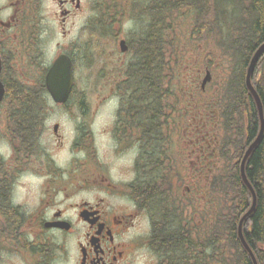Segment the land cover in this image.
Here are the masks:
<instances>
[{
	"label": "flooded vegetation",
	"instance_id": "af4514ba",
	"mask_svg": "<svg viewBox=\"0 0 264 264\" xmlns=\"http://www.w3.org/2000/svg\"><path fill=\"white\" fill-rule=\"evenodd\" d=\"M182 19L169 18L168 0H0V79L16 76L34 91L41 82L46 103L30 136L11 133L0 103V264H174L184 251L197 255L198 221L214 224V202L204 213L197 204L216 167L221 120L202 78L227 75L241 58L245 74L252 54L241 43L231 58L228 36L216 46L194 23L187 41L198 47L169 59ZM55 32L69 41L56 42L53 57L66 53L74 66L64 103L46 92L40 69ZM75 46L95 54L91 86ZM212 48L228 56L227 72Z\"/></svg>",
	"mask_w": 264,
	"mask_h": 264
},
{
	"label": "trees",
	"instance_id": "16d2710c",
	"mask_svg": "<svg viewBox=\"0 0 264 264\" xmlns=\"http://www.w3.org/2000/svg\"><path fill=\"white\" fill-rule=\"evenodd\" d=\"M179 12L184 19L192 13V20L204 27L206 36L212 32L209 37L214 39L216 46H220L217 34L222 32L230 38L233 49L240 48L243 43L251 47V54L264 41V0H168L169 18ZM233 21H240L245 26L237 29L231 25ZM192 35L195 39L199 37L197 33ZM202 39L197 41L201 42ZM234 39L238 40L237 44ZM176 47L175 44L168 45L169 59L171 55H178ZM245 51L248 57L249 50ZM150 54L157 55L153 46ZM241 59L231 68L218 101L221 116L218 145L220 165L209 188L215 203L214 225L204 236L201 234L197 255L184 251L180 260L174 264H253L237 234L238 222L250 207L252 199L241 179L239 164L257 134L259 120L255 103L245 87L244 64ZM251 81L260 93L264 108L261 88H264V75L257 78L253 73ZM39 83H36L39 90L34 91L31 87L22 90L16 76L8 75L5 78L3 115L10 118L7 125L13 135L18 136L21 132L25 135L29 133L30 136L28 127L35 120L41 126L46 104L42 95L44 88L41 89ZM21 118L24 120L21 121ZM245 168L256 193V206L253 213L244 219L242 232L257 263L264 264V137L252 150ZM208 246L210 250L206 251Z\"/></svg>",
	"mask_w": 264,
	"mask_h": 264
},
{
	"label": "water",
	"instance_id": "95a60500",
	"mask_svg": "<svg viewBox=\"0 0 264 264\" xmlns=\"http://www.w3.org/2000/svg\"><path fill=\"white\" fill-rule=\"evenodd\" d=\"M263 49H264V43H262L257 48L255 53L253 54V56L250 60L249 66L247 68V73H246V78H245L246 87L249 90V92L251 93V95L255 101L256 107H257L259 121H260V129H259V133H258L257 137L249 145V147L245 151V153L242 157V160L240 162V175H241L243 183L247 186V188L249 189V191L251 193L252 203H251V206L249 207V209L242 215V217L239 220L237 234H238V237H239L242 245L244 246V248L247 250L248 254L250 255L253 264H258V263L256 261V258L254 256L252 250L247 245V243L244 239V235L242 233L241 227H242L243 220L253 212L255 204H256L255 192H254L250 182L248 181L246 173H245V163H246V160H247L248 156L250 155L252 149L260 140V137L262 136V132H263V128H264V116H263L262 103H261V100L259 98L258 93L253 88V86L251 85V82H250L251 69H252L255 61L257 60L260 52ZM71 70H72V63H71L70 59L64 54L58 56L54 60V62L50 66V68L48 69L45 82H46V86H47L49 93L51 94V96L53 97V99L55 101H64L67 94L69 93V90L72 86ZM207 80H209V77L204 78V82H206ZM3 95H4V87H3V84L0 82V101L3 98Z\"/></svg>",
	"mask_w": 264,
	"mask_h": 264
},
{
	"label": "rangeland",
	"instance_id": "374dc122",
	"mask_svg": "<svg viewBox=\"0 0 264 264\" xmlns=\"http://www.w3.org/2000/svg\"><path fill=\"white\" fill-rule=\"evenodd\" d=\"M193 20H192V16H188L186 19H182V25H183V40L181 41V44L177 45V48L181 51V54L184 56H188L189 54H191L192 51H195V49L198 47L197 44H193L190 41H187V35H188V31L191 28V24H192ZM49 25L54 26L52 21H49ZM243 28V27H242ZM75 30H73L74 32ZM69 41V35L68 37L62 39L61 38V33L59 32H55V34L51 37V39L49 40V42L42 47L44 49V55L42 56V58L40 59L42 64L46 65L48 63H50L49 61H51L53 54L55 53V50L57 48L56 42H60L63 45H68ZM193 44V45H192ZM90 46V45H88ZM76 47V46H75ZM204 48H208V45H204ZM78 52L79 54V58L77 59V71L79 73V75L81 74L82 77L81 80L83 81L84 84H86L87 86H91L94 84V69L96 70V57L95 54L89 53V57H84L83 53V49H77L73 48ZM209 49V48H208ZM239 50V47L237 48V51ZM183 52V53H182ZM211 52L213 53V55H217V54H221L220 51L212 48ZM233 52H236L235 49H233ZM222 55V60H223V64L222 65V69L225 67L226 68V72L228 70L227 65L229 64L228 62V56L227 55ZM217 60L219 61L220 58H217ZM221 70V69H220ZM228 75V74H227ZM227 75H223V71L222 72H218V76H214L213 80L209 86V88L211 89L212 87L215 88V91L217 93L216 98L219 97V93L222 89V85L225 82V79L227 77ZM186 77V76H184ZM216 108H217V104H216ZM52 116H54V114H52ZM58 155V160L60 164H64L66 162V159L68 157L67 153H59L56 154ZM202 180V178H201ZM209 197V193L207 191V186L201 188L200 187V193H199V197H198V204L197 206H199V211L200 213H204L205 210H207V198ZM189 208V207H188ZM204 224V220L198 221V224L196 225V220H195V225L197 227H200V229L204 228L206 225H204V227L202 226ZM199 229V230H200Z\"/></svg>",
	"mask_w": 264,
	"mask_h": 264
}]
</instances>
